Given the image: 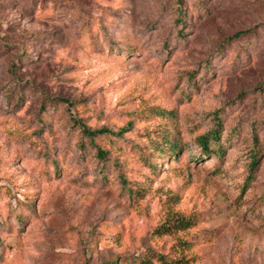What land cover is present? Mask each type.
Wrapping results in <instances>:
<instances>
[{
	"label": "rangeland",
	"instance_id": "obj_1",
	"mask_svg": "<svg viewBox=\"0 0 264 264\" xmlns=\"http://www.w3.org/2000/svg\"><path fill=\"white\" fill-rule=\"evenodd\" d=\"M146 249L264 264V0H0V264Z\"/></svg>",
	"mask_w": 264,
	"mask_h": 264
},
{
	"label": "trees",
	"instance_id": "obj_2",
	"mask_svg": "<svg viewBox=\"0 0 264 264\" xmlns=\"http://www.w3.org/2000/svg\"><path fill=\"white\" fill-rule=\"evenodd\" d=\"M73 123H74V125H76L78 127L81 135L86 136L88 138L89 143L93 146L94 157L96 159L102 160V161L106 159V154H107L106 150L103 147H101L100 145L96 144L94 142V138L96 136L106 135V134L118 136V135H120V133L122 132V130L124 128V126H122L115 131H112L106 127H99V128L90 130L85 125H83L79 119H74ZM217 138H218L217 129L213 128V129H210L209 132L202 134V135H199L196 138V141L199 144V146L202 148V150L207 152L209 150V148L207 147L208 140L212 139V140L216 141ZM165 144H166L165 146L168 150H170V149L173 150L175 148V143H173V142H169V143L167 142ZM216 149L219 150L220 149L219 146H217ZM219 151H221V150H219ZM256 155H257V152H255L253 154V157H252L251 162L249 164L250 170H254V168L256 166V161H257ZM150 165H151V167H153L152 164H150ZM248 179H251V176L250 177L248 176ZM120 181L122 183L125 182L122 178H120ZM124 261H126L127 264H178V259H169L166 256V254H164V253L154 251V250H148V249H146L142 255L136 254L135 256H132V257L129 256L127 258H124Z\"/></svg>",
	"mask_w": 264,
	"mask_h": 264
}]
</instances>
